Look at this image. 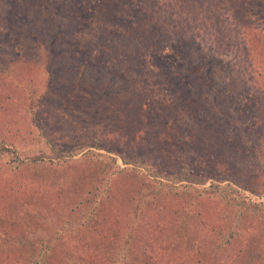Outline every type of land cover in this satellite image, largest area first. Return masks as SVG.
<instances>
[{"label":"rangeland","instance_id":"374dc122","mask_svg":"<svg viewBox=\"0 0 264 264\" xmlns=\"http://www.w3.org/2000/svg\"><path fill=\"white\" fill-rule=\"evenodd\" d=\"M190 1L0 0V69L14 70L18 79L14 85L0 73V149L8 150L0 154V264H21L28 258L23 252L34 253L39 240L48 238L55 243L48 264H124L117 261L124 253L133 264H264V192L256 183L251 185V163L237 134L207 108H192L188 91H162V83L156 82L187 64L202 89L221 86L230 120L247 113L244 123L253 125L264 111V0H243L224 14L218 10L188 21L183 6ZM233 13L236 20H231ZM180 18L186 25L181 31L176 26ZM144 37L151 40L142 41ZM133 43L142 45L137 50L141 59L129 57ZM72 62L76 67L65 70ZM53 64L63 84L50 85L38 103L39 115L26 118L18 107L26 95L18 86L45 81ZM108 78L111 83H106ZM108 105L113 118L104 117V125L106 121L113 132L105 140L111 144L98 150L104 143L93 145V137L99 135L92 133L87 139L88 127L79 120ZM154 109L160 120L151 117ZM177 126L189 136L185 151L195 169L206 157L214 164L222 161L212 168L239 182L234 185L235 202L242 205L228 207L208 196L210 181L187 190L183 185L189 183H179L157 197L154 206L151 203L139 230L128 232L126 217L133 201L125 178L134 177L135 184L148 169L113 174L110 163L96 161L87 152L117 158L120 169H133L137 164L125 166L116 152L124 150L133 160L151 134L162 147L148 158L155 174H167L180 148ZM116 127L139 133L122 136ZM54 149L80 161L57 176L31 167L42 154L49 159ZM96 182L101 187L94 192ZM112 183L114 192L106 190ZM198 193L203 197L197 198ZM244 202L254 208L246 217ZM93 205H98L94 213ZM97 212L100 218H95ZM82 217L85 223L74 222ZM237 219L246 233L226 245L224 232L237 225Z\"/></svg>","mask_w":264,"mask_h":264},{"label":"trees","instance_id":"16d2710c","mask_svg":"<svg viewBox=\"0 0 264 264\" xmlns=\"http://www.w3.org/2000/svg\"><path fill=\"white\" fill-rule=\"evenodd\" d=\"M242 2L244 1L243 0H191L189 3L183 6V11H184L183 13L185 14L184 18L189 21V19L193 20L194 19L193 17L197 19V17L201 16V14L206 15L209 12L217 13L218 10L219 12H223L224 14L228 12L226 10H229V8L231 9V7L237 6L236 3L238 4V6H240ZM231 16H232L231 20H236L235 19V17H237L236 14L233 13L231 14ZM166 19L168 20L170 18L167 17ZM203 20H207V19H203ZM146 23L147 22H144V24L140 25L139 27L141 29L145 28ZM177 24L176 26H179L180 31L181 29L184 30L186 27L182 18H180L179 20V25ZM230 24L231 22L228 23V26ZM157 29L159 28L157 27ZM24 35L27 37L26 34ZM143 40L149 42L151 39H147L144 37L142 41ZM140 41L141 40H139V43L141 44L142 41L141 42ZM141 46L142 45L139 46L138 44L133 43L130 49L132 50V53L137 54V56L136 55L132 56L131 53L129 54V57L135 60L141 59L143 55H141L140 52H137V50L141 49ZM123 55L124 54H122L121 55L122 58L119 59L120 62H122V60L124 61ZM64 67L65 70H68L71 67H76V64L72 62L70 65L66 64ZM121 67L122 70L124 71L125 65L123 64ZM136 67L137 66L135 65V68ZM46 68L47 67H45V69ZM177 68L178 70L168 71L160 79L156 80L157 83H162L160 86L162 91H168L172 93L173 91L176 90V88L179 89L181 87L182 90L189 92L190 103L192 104V108L196 107V105L199 107L202 106L204 108H207L214 118L220 119L223 123H228L229 124L228 129L232 128L233 131L237 134V138L240 142V145L242 146V150H243L242 153L246 154V158L251 163L247 167V169L250 170V173H252L253 176V179L250 180L251 185L256 183L257 188L262 192H264V111L261 114V116H259L258 119L254 121L253 125L251 124L247 125L244 123L243 120L244 117H249L247 113L243 114L242 119H237V121H235L234 120L235 117L233 116L230 120L229 119L230 112L227 111L226 109L224 110L225 107L223 106L222 102H225L226 99L221 93L222 88L219 84H214L213 88L210 89V91H207L205 89H202L203 85L201 86V84L198 85L196 83L194 76H192L189 65L180 64L177 66ZM1 72L3 73V76L8 75L9 79L12 78L13 79L12 83L14 85L16 84L14 81H17L18 79L14 75L15 74L14 70L12 71L2 66V69H0V73ZM161 73L162 72H159L158 75H160ZM47 74H48L47 78H45L46 82L43 80L40 81L39 84L37 83L32 84L33 82L30 83L27 82L25 88L18 86L21 88V91L26 95L24 99L25 103L24 102L20 103L18 106L20 110L26 112L25 115L26 118L33 117L32 115H34L35 112L37 114L36 110L42 108V105H38V103L41 101V99H43V97H45L46 95L45 90L50 85L59 86L63 84L62 82L64 81V77L63 78H61V76L58 77V72L57 70H55L54 64L50 67V69L48 68ZM112 80L113 79L108 78L106 83H111ZM100 83L103 84L102 82H98L97 85L98 84L100 85ZM99 87L105 91L104 84L100 85ZM161 89L160 91H158V89L156 91L161 92ZM112 90H113V85L110 86V93L112 92ZM92 108L94 109V107ZM110 111L111 110L109 109V105L106 107L99 106L94 109V112L91 113L87 112V116L83 115L79 120L88 127L89 136H86L87 139L89 140L91 139L92 133L99 135L98 137H93L94 139L93 145L95 144V142H100V141L104 143L102 144V146L96 148L98 150H102L103 148L111 144L109 140L108 141L105 140L107 139L105 138V135L109 134L110 132H113L111 130L112 127L109 128L110 126L106 124V121L104 125V117H108L109 121L110 119L113 118ZM197 115L201 117V115L199 114ZM250 115L252 114L250 113ZM151 117H153L156 120L157 119L160 120L161 118L159 111H157L156 109L153 110V115ZM200 117H198V119H200ZM259 118L261 123H259ZM203 119L206 120L204 117ZM255 126H257V128ZM250 127H252L253 130H256L258 135L260 136H255L253 131L250 130ZM116 128L117 129H115L114 131H122L123 133L122 136H128V134L129 136H138L139 133L136 130H132L127 134L120 127H116ZM175 135L178 137L176 143L177 144L179 143L180 148L178 149V153L176 155V161L173 164L174 169H172L171 172L169 171V173L167 174L164 173L163 171H160L157 174H155L157 170L153 169L152 166L153 164L150 158H148L149 156L150 157L153 156L152 155L153 152H155L156 150L162 147L157 145L159 143L158 140L156 138L154 139V136H152L151 134H147L144 137V140L142 141L141 146L139 147L138 156H134L133 160L124 150L122 151V153L120 151L119 153L116 152V154H119V157L121 158V161L125 166L129 167V165L137 164L136 167H134L133 169H129V168H126L125 170L120 169L117 164V158L104 156L103 154L96 153L93 150H89L87 152V155L91 156V158H94L96 161L105 159L108 163H110L108 167L112 168L110 170L113 172V174H116V172L119 174L120 173L124 174L125 171L133 172L134 169L140 171L139 169L141 167H145L148 169V174H145L143 171L144 179L137 177L139 181L136 182L135 184L132 183V181L136 180L134 177L125 178L127 181H129L128 184L126 183L127 185L125 184L126 185L125 189H128L127 195L129 194L130 200L133 201L132 205L128 206V211H127L128 214L126 217L128 232L139 230V227L143 223L144 217L147 216L148 210H150L152 207L151 203L154 206L157 203L154 202L155 199H157V197H159L162 193H164V191L168 190L169 192L170 189L172 188L174 189L175 185L179 183H185V182L189 183L190 185H183V187L187 190V189H192V187H194L193 185L200 186L210 181V185L206 188L207 191L206 193L208 194V196H211L212 198L213 197L216 198L219 203L222 202L223 204L228 205V207L235 208L239 205H242L241 201L238 202L237 204L235 202V196L236 194H238V190L237 188L234 187V185L239 186V182L238 181L231 182L229 178L226 177L225 173L219 172L220 170L212 168V167L215 168L216 165L218 167L222 161L221 162L216 161L214 164L212 160L209 161L207 160L206 157V160L201 163L200 168L198 170L195 169V165H192L193 162L192 158L189 157V155L187 154L188 152L185 151V146H186L185 144L187 143L186 140L189 138L188 134L187 133L183 134L181 126H177L175 127ZM122 138L126 139L124 137ZM216 140L212 142H216ZM77 141H75L74 143H76ZM129 141L133 143L132 139H129ZM133 144L137 145L136 142ZM6 150L7 149L5 147H2L0 149V154L3 155V153L6 152ZM53 152L54 154H52L51 156L48 155L49 159H47L44 156V154H42L39 159L34 160L32 162L31 167H34L35 170L37 169L39 172L40 170H45V169L49 170V173L52 176L53 175L57 176V174L67 173L70 170V166L77 164L80 161L72 158L71 153H63L58 150L56 152L55 149L53 150ZM178 165L179 167L177 168ZM136 174L137 173L135 172V176ZM228 175L231 176V174ZM148 176L151 179V181L147 178ZM89 180L90 179L87 180V183L89 182ZM167 180L168 182L166 183ZM106 183L109 184V182L107 181ZM170 183L172 184V187L170 186ZM87 185L91 187L90 184ZM100 187L101 184L97 183L95 187L92 185V190L94 192L100 191ZM114 188H115L114 184L112 183L106 190L113 189L114 192L115 191ZM92 193L90 195H92ZM200 197L202 198L203 194L198 193L197 198ZM200 201H202V199ZM97 206L95 205L92 206V213H94V210L97 208ZM243 206L244 209L242 211L243 214L242 216L246 217L247 215L250 214V210L254 208L249 209L250 207L248 206V204H246V202L243 203ZM247 206L249 208H247ZM251 212L254 213L253 210ZM100 217H101V213L97 212L95 218H100ZM72 220L74 221L73 218ZM85 220L86 218L82 217L76 219L74 222L83 224L85 223ZM241 222L243 221L237 219L236 221L237 225L229 227L228 228L229 230L227 232H224L226 236L224 238L226 245H231L236 240L239 241L241 238L240 236H242L243 233H246V229H243V226L240 224ZM64 234L65 233L61 234L60 238H62ZM54 236L58 237L59 235H54ZM18 238L19 240H25L26 237H18ZM14 240H17V237ZM21 243H25V241H22ZM17 244L19 243L17 242ZM29 244L30 246L34 247L32 242H29ZM54 249H55V243L51 238H48L46 240H39L38 245H36V249H34L35 251L33 250L34 253L32 252L31 249L29 250V253L27 251L23 252L26 254L28 258L21 260V264H48L49 256L51 255V252ZM117 261L118 263L123 262L124 264H133L134 262V260H132V258L129 257L128 254L126 253L120 255Z\"/></svg>","mask_w":264,"mask_h":264}]
</instances>
